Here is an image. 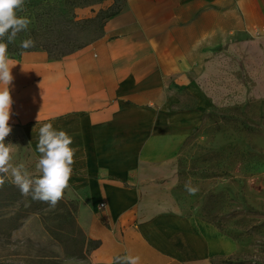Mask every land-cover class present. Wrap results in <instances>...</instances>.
I'll return each mask as SVG.
<instances>
[{"label": "crops", "instance_id": "1", "mask_svg": "<svg viewBox=\"0 0 264 264\" xmlns=\"http://www.w3.org/2000/svg\"><path fill=\"white\" fill-rule=\"evenodd\" d=\"M125 1L87 47L58 61L41 50L11 59L9 124L36 160L45 123L72 137L69 184L87 200L79 225L99 243L89 264L129 254L141 264H216L237 243L172 199L178 152L196 123V109L177 110L178 95L196 97L227 50L264 41V0Z\"/></svg>", "mask_w": 264, "mask_h": 264}, {"label": "rangeland", "instance_id": "2", "mask_svg": "<svg viewBox=\"0 0 264 264\" xmlns=\"http://www.w3.org/2000/svg\"><path fill=\"white\" fill-rule=\"evenodd\" d=\"M111 4L74 12L90 18ZM211 70L212 76L200 79L196 97L186 91L178 95L177 110L196 109V123L187 128L178 152L172 199L183 215L213 225L237 243L238 253L216 264H264V41L235 54L227 50ZM10 127L5 143L19 146L12 153L13 166L23 165L38 177V160L20 130ZM6 184L14 185L11 177ZM186 184L198 191L189 194ZM61 201L80 228L86 192L69 184ZM27 208L26 201L0 206V264H89L86 257L79 258L78 242L85 235L74 233L67 208L58 204L19 219ZM56 233L74 235L68 239Z\"/></svg>", "mask_w": 264, "mask_h": 264}, {"label": "clouds", "instance_id": "3", "mask_svg": "<svg viewBox=\"0 0 264 264\" xmlns=\"http://www.w3.org/2000/svg\"><path fill=\"white\" fill-rule=\"evenodd\" d=\"M25 0H0V188L11 177V183L17 186L22 195H31L33 200L48 203L55 207L69 187L72 165L77 149L71 147L73 139L65 131L54 129L51 123H45L39 129L37 151L40 153L36 168L40 175L32 177L23 165L13 166L12 153L18 145L5 143L12 131L10 85L14 77L11 69L16 65L8 56V44L14 42L18 33L25 31L30 20L18 13L24 10ZM5 40L7 42H5ZM32 39L22 41L21 47L34 46ZM189 194L198 189L185 185ZM114 264H141L139 256L125 255L116 257Z\"/></svg>", "mask_w": 264, "mask_h": 264}, {"label": "trees", "instance_id": "4", "mask_svg": "<svg viewBox=\"0 0 264 264\" xmlns=\"http://www.w3.org/2000/svg\"><path fill=\"white\" fill-rule=\"evenodd\" d=\"M107 1H111L112 4L94 12L90 18H78L74 12L75 9L92 7ZM125 4V0H29L25 2L24 10L18 15L27 17L30 24L25 31L17 34L14 42L8 44V56L10 59H18L23 53L41 50L47 54L49 60L58 61L100 39L103 36L106 21L121 13ZM29 38L35 42L34 46L28 49L22 48V41ZM23 201L27 202L28 208L19 212V219L43 209L52 208L48 203L33 200L31 195H22L15 185L6 184L0 188V206L1 204H21ZM58 204L67 208L61 200ZM65 211L74 233L76 231L82 233L75 222L73 212L68 208ZM56 234L62 237L66 235L68 239L74 235ZM57 241L60 242L61 239ZM98 244V242L87 240L84 236L82 241L78 242L79 258L86 257L88 252L98 247Z\"/></svg>", "mask_w": 264, "mask_h": 264}, {"label": "built area", "instance_id": "5", "mask_svg": "<svg viewBox=\"0 0 264 264\" xmlns=\"http://www.w3.org/2000/svg\"><path fill=\"white\" fill-rule=\"evenodd\" d=\"M99 208L100 209L104 208V204H100Z\"/></svg>", "mask_w": 264, "mask_h": 264}]
</instances>
